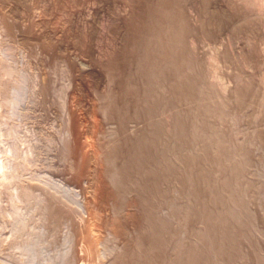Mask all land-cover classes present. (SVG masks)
<instances>
[{
  "label": "rangeland",
  "instance_id": "rangeland-1",
  "mask_svg": "<svg viewBox=\"0 0 264 264\" xmlns=\"http://www.w3.org/2000/svg\"><path fill=\"white\" fill-rule=\"evenodd\" d=\"M2 263L264 264V0H0Z\"/></svg>",
  "mask_w": 264,
  "mask_h": 264
},
{
  "label": "bare ground",
  "instance_id": "bare-ground-1",
  "mask_svg": "<svg viewBox=\"0 0 264 264\" xmlns=\"http://www.w3.org/2000/svg\"><path fill=\"white\" fill-rule=\"evenodd\" d=\"M214 153V152H213ZM215 154V153H214ZM216 155V154H215ZM222 157V156H221ZM220 158V157H219ZM241 158V157H240ZM92 242V241H91ZM97 243V242H96ZM3 264V263H2Z\"/></svg>",
  "mask_w": 264,
  "mask_h": 264
}]
</instances>
